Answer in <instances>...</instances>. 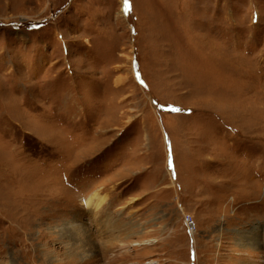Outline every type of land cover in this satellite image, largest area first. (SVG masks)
Listing matches in <instances>:
<instances>
[{
    "label": "rangeland",
    "instance_id": "rangeland-1",
    "mask_svg": "<svg viewBox=\"0 0 264 264\" xmlns=\"http://www.w3.org/2000/svg\"><path fill=\"white\" fill-rule=\"evenodd\" d=\"M0 264H264V0H0Z\"/></svg>",
    "mask_w": 264,
    "mask_h": 264
},
{
    "label": "bare ground",
    "instance_id": "bare-ground-1",
    "mask_svg": "<svg viewBox=\"0 0 264 264\" xmlns=\"http://www.w3.org/2000/svg\"><path fill=\"white\" fill-rule=\"evenodd\" d=\"M104 198L101 197V195L99 193L93 195L92 197H90V199L86 202L87 207H92V208H96L97 211H99V207L102 206V202H103ZM189 228L194 229L192 224L188 225Z\"/></svg>",
    "mask_w": 264,
    "mask_h": 264
},
{
    "label": "built area",
    "instance_id": "built-area-1",
    "mask_svg": "<svg viewBox=\"0 0 264 264\" xmlns=\"http://www.w3.org/2000/svg\"><path fill=\"white\" fill-rule=\"evenodd\" d=\"M185 220H186L187 225L192 224L194 226V223L192 222V219L190 216H187V218H185Z\"/></svg>",
    "mask_w": 264,
    "mask_h": 264
}]
</instances>
